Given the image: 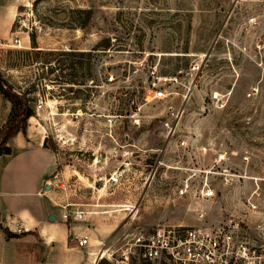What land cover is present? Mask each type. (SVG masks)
Returning a JSON list of instances; mask_svg holds the SVG:
<instances>
[{
  "label": "rangeland",
  "instance_id": "rangeland-1",
  "mask_svg": "<svg viewBox=\"0 0 264 264\" xmlns=\"http://www.w3.org/2000/svg\"><path fill=\"white\" fill-rule=\"evenodd\" d=\"M79 8L85 30L70 26ZM0 70L45 101L25 134L56 149L52 196L116 227L85 264H184L140 244L184 226L231 224L264 252V0H0ZM158 75L178 77L162 98ZM10 110L0 93V127ZM205 180L216 195H199Z\"/></svg>",
  "mask_w": 264,
  "mask_h": 264
},
{
  "label": "crops",
  "instance_id": "crops-1",
  "mask_svg": "<svg viewBox=\"0 0 264 264\" xmlns=\"http://www.w3.org/2000/svg\"><path fill=\"white\" fill-rule=\"evenodd\" d=\"M8 14L12 20L13 11ZM44 140L19 131L8 141L12 152L0 155V264H85L92 246L106 245L116 230L110 223L94 229L80 222L84 218L63 219L62 198L46 188L58 156ZM85 235L90 243L81 246L77 237Z\"/></svg>",
  "mask_w": 264,
  "mask_h": 264
},
{
  "label": "built area",
  "instance_id": "built-area-1",
  "mask_svg": "<svg viewBox=\"0 0 264 264\" xmlns=\"http://www.w3.org/2000/svg\"><path fill=\"white\" fill-rule=\"evenodd\" d=\"M202 62L197 61L191 65V69L199 72L202 69ZM109 80L115 79V73L109 72ZM175 75H158L150 83V87L154 90L153 97H165L166 89L162 86L165 83L177 80ZM258 90L254 86L249 95L254 94ZM186 96V94H184ZM223 95L220 91H215L211 94L213 101L223 102ZM45 101L41 98L36 104L35 109L38 112L44 107ZM184 112L182 106L173 108L171 106L170 115L172 118H178ZM170 126L169 122H165ZM171 130L174 127L170 126ZM181 144H186L183 139ZM225 159V153L219 154L217 161ZM199 195L202 197H212L216 195V189L208 180H205L199 190ZM70 203L62 204V217L65 220L72 218L73 220H81L85 216V210L81 208L69 209ZM235 226L231 224L225 226L220 225L216 228L210 226H184L177 229H169L166 234L165 231H158L157 233L149 235L143 242L142 256L146 260H156L160 258L163 253L167 254L173 262L184 264H230L233 261L244 260L249 264H264V252H257L256 248H251L246 240L238 239L235 233ZM79 245L89 244L87 235L79 236ZM141 241V238H139ZM104 264V263H102Z\"/></svg>",
  "mask_w": 264,
  "mask_h": 264
},
{
  "label": "trees",
  "instance_id": "trees-1",
  "mask_svg": "<svg viewBox=\"0 0 264 264\" xmlns=\"http://www.w3.org/2000/svg\"><path fill=\"white\" fill-rule=\"evenodd\" d=\"M80 12L85 13V19H77L73 25L74 27H81L84 30L88 27L87 20L90 19L92 10L90 8H79ZM16 23L13 24L12 29L14 30ZM32 46L35 50H42L39 47L37 38L34 34L30 33ZM0 93L4 98L11 102V110L9 117L0 127V155L3 153H11L12 147L8 144L11 137L16 135L19 131L26 133L28 119L36 115L35 107L31 102V98L27 92L16 90L13 85L5 78L0 70ZM48 146L52 147L54 151L56 149L48 142ZM0 226H2L0 224ZM9 236L15 235L16 233L5 228Z\"/></svg>",
  "mask_w": 264,
  "mask_h": 264
},
{
  "label": "water",
  "instance_id": "water-1",
  "mask_svg": "<svg viewBox=\"0 0 264 264\" xmlns=\"http://www.w3.org/2000/svg\"><path fill=\"white\" fill-rule=\"evenodd\" d=\"M43 144H44V146H48V139H47V138H45ZM46 188L50 189V188H51L50 184H47V185H46ZM50 218L54 219V218H55V214H54V213H51V214H50Z\"/></svg>",
  "mask_w": 264,
  "mask_h": 264
}]
</instances>
